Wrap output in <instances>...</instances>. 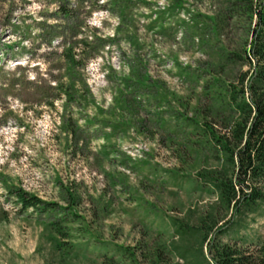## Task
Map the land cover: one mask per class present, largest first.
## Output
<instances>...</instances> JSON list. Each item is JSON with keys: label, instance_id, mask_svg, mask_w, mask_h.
Here are the masks:
<instances>
[{"label": "rangeland", "instance_id": "1", "mask_svg": "<svg viewBox=\"0 0 264 264\" xmlns=\"http://www.w3.org/2000/svg\"><path fill=\"white\" fill-rule=\"evenodd\" d=\"M245 6L0 0V264H103L106 249L142 264L158 251L169 264H207L195 251L181 260L193 241L177 238L173 221L197 226L215 201L195 190L198 173L216 164L195 146L189 120L210 105L207 81L233 83L248 71L256 18ZM72 34L88 44L73 52L74 69L63 58ZM17 190L56 210L24 211ZM55 221L67 235L61 243L78 248L69 260L51 241ZM221 239L261 248L264 204Z\"/></svg>", "mask_w": 264, "mask_h": 264}, {"label": "trees", "instance_id": "2", "mask_svg": "<svg viewBox=\"0 0 264 264\" xmlns=\"http://www.w3.org/2000/svg\"><path fill=\"white\" fill-rule=\"evenodd\" d=\"M241 1L246 4L245 13L249 11L256 18L251 41L244 53L248 71L238 73L233 83L225 82L220 77L207 81L205 94L210 99V105L197 112L200 121L189 120L197 131L195 136L201 138L195 146H199L198 150L216 164L214 168L207 167L198 173L197 179L201 185H197L195 190L207 192L215 201L199 219L197 226L173 221L176 237L182 242L193 241L191 246L183 247L180 257L184 262H189V257L196 258L195 251L202 255L207 264H264V245L250 250L224 243L221 239L234 228H239L244 216L255 214L264 204V3L256 8V0ZM180 8L176 7L175 13ZM62 12L70 15L67 9L62 8ZM74 37L75 34L63 52L64 60L73 69L78 65L73 52L79 46H88L84 40L73 41ZM230 60L231 57H227L228 64ZM74 84L65 88L64 95L68 102H72L76 94ZM121 104L125 111L127 102L121 100ZM65 125L71 126L67 122ZM71 127L79 128L76 123ZM14 196L24 211L33 209L46 213L56 210L55 205L22 190H17ZM48 229L60 257L64 261L73 257L78 248L61 243L57 238L67 237L61 221L52 222ZM118 254L117 258H109L107 249L104 250L103 264H127L126 258H130V264H142L135 254H128L124 249ZM146 264L169 263L158 251L155 258L149 259Z\"/></svg>", "mask_w": 264, "mask_h": 264}]
</instances>
